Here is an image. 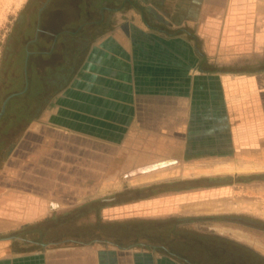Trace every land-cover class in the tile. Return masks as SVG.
I'll return each mask as SVG.
<instances>
[{
  "label": "crops",
  "instance_id": "crops-1",
  "mask_svg": "<svg viewBox=\"0 0 264 264\" xmlns=\"http://www.w3.org/2000/svg\"><path fill=\"white\" fill-rule=\"evenodd\" d=\"M262 1H28L2 83L0 70V115L19 120L0 123L4 136L19 133L1 142L14 148V167L7 158L0 166V264H240L264 255ZM103 146L124 149L128 168L126 187L110 195H143L99 217L142 220L141 245L23 236L66 205L38 190L44 181ZM105 194L99 183L81 202Z\"/></svg>",
  "mask_w": 264,
  "mask_h": 264
},
{
  "label": "rangeland",
  "instance_id": "rangeland-1",
  "mask_svg": "<svg viewBox=\"0 0 264 264\" xmlns=\"http://www.w3.org/2000/svg\"><path fill=\"white\" fill-rule=\"evenodd\" d=\"M29 0H0V70H1V83L7 80V76L4 74L5 66L4 61L6 60V52L7 46L10 40L11 32L13 31L15 25V19L18 17L23 7L26 6ZM261 2H263L261 0ZM0 140L1 142L6 139L7 143L13 145L18 141L17 137L19 133H11L9 136H4V133L0 131ZM1 145V144H0ZM81 153V149H77ZM97 151V150H96ZM122 151V152H121ZM85 158H79V163H71L69 166V170L64 166V169L61 170L63 174L56 175L58 177L57 180H48L44 181V186L41 187L43 192H46L45 188L51 189V191L55 192V194L60 193L63 195L61 199H64L61 210H55L50 213L49 217L46 219L57 217L62 213H66L71 211L72 209L81 206L83 204H87L96 200H90L88 202L82 203L81 201L84 198L89 196H84L83 192L88 193L90 189L93 187H98V184L101 183V192L106 193L102 196V198H106L110 196L112 189L126 187V172L128 168L127 164L124 163L125 157L122 154L124 149L120 150L117 148H110L103 146L101 148V155L94 154V149L92 147H87L84 149ZM119 152V154H117ZM14 155L13 147H5L1 152V163L0 166H3V160L7 158L10 161L11 156ZM21 155V153H18ZM94 155H96V163H94ZM98 157H100L101 161L98 163ZM116 157V158H114ZM74 158L71 156V160ZM116 159V160H115ZM20 159H18L19 162ZM111 160H115L117 162L111 163ZM11 166L14 167L13 160L10 161ZM19 164V163H18ZM3 167H0V171ZM22 171L28 172L30 170L31 165L22 164ZM67 169V172L65 173ZM60 170V169H59ZM57 169V171H59ZM116 176V179H110L109 177ZM62 177V178H59ZM15 183V181H12ZM16 184L21 185L24 188H29L28 181H16ZM53 184V187L50 185ZM27 186V187H26ZM50 191V192H51ZM66 194V195H65ZM67 201V202H66ZM97 216L96 213L91 212L88 216L90 221H94V216ZM43 220V224L40 228L44 229L47 225L51 224V221ZM86 219V220H88ZM58 219H55V221ZM85 220V223L88 221ZM31 235V234H30ZM33 237V235H32Z\"/></svg>",
  "mask_w": 264,
  "mask_h": 264
},
{
  "label": "trees",
  "instance_id": "trees-1",
  "mask_svg": "<svg viewBox=\"0 0 264 264\" xmlns=\"http://www.w3.org/2000/svg\"><path fill=\"white\" fill-rule=\"evenodd\" d=\"M3 118L4 116L1 114V122L6 124L19 122L13 115H7L4 120H2ZM2 151L3 147L0 145V163ZM159 187L161 186L157 184L151 186L150 189L154 191ZM141 190L142 189H140L138 193L133 190H124L106 198H102L101 200L83 204L55 218L46 219V221H51L52 223L47 225L44 229L34 224L23 228L21 233L23 236L31 233L35 235L37 239L47 241L50 244L86 243L95 238H99L101 240L112 239L116 241L117 244L123 246L141 245L142 220L133 219V224H130L127 220L108 221L99 217L101 209L106 206L124 204L130 200L141 198L143 195ZM91 212L97 214V220H99V222L96 224H93V222L88 219V215ZM55 219L58 220L55 221ZM85 220L88 221V223H85ZM244 261L245 263L240 262V264H264V255H250V257L246 255Z\"/></svg>",
  "mask_w": 264,
  "mask_h": 264
},
{
  "label": "flooded vegetation",
  "instance_id": "flooded-vegetation-1",
  "mask_svg": "<svg viewBox=\"0 0 264 264\" xmlns=\"http://www.w3.org/2000/svg\"><path fill=\"white\" fill-rule=\"evenodd\" d=\"M0 111H1V108H0ZM0 123H1V115H0ZM0 130H1V127H0ZM1 136V135H0ZM0 143H1V140H0Z\"/></svg>",
  "mask_w": 264,
  "mask_h": 264
}]
</instances>
